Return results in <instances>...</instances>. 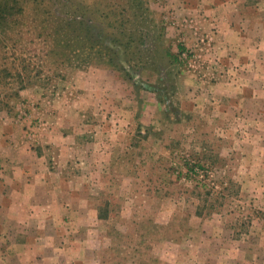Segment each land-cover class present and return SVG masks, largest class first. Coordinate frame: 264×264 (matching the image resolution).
<instances>
[{
    "label": "rangeland",
    "instance_id": "obj_1",
    "mask_svg": "<svg viewBox=\"0 0 264 264\" xmlns=\"http://www.w3.org/2000/svg\"><path fill=\"white\" fill-rule=\"evenodd\" d=\"M223 1L0 0V264H264V2Z\"/></svg>",
    "mask_w": 264,
    "mask_h": 264
},
{
    "label": "crops",
    "instance_id": "obj_2",
    "mask_svg": "<svg viewBox=\"0 0 264 264\" xmlns=\"http://www.w3.org/2000/svg\"><path fill=\"white\" fill-rule=\"evenodd\" d=\"M225 1V3H222L223 5H225L226 6V8H228V9H233V6H234V1L233 0H224ZM223 1V2H224ZM262 2H264V0H261ZM263 6H264V4L262 3V4H260V7L261 8H263ZM215 16V14H213V17ZM227 19H228V17H227ZM111 136V134H107V136ZM103 141V138L101 139V141L99 142V144L98 145H103L104 147H106L105 145L107 144V143H103L102 142ZM101 150H103L102 151V153L100 154L101 156L103 155V154H105L106 152H108L107 150H104V149H99V153L101 152ZM14 161V160H13ZM20 180L22 181V183H23V185L21 186V185H18V178L17 177H15V178H11L10 180H11V184H12V187L14 188V191L15 192H18V193H22L21 192V188H27L28 186H30L31 185V183L33 182V177L35 178L36 177V175L34 174V173H32V174H29V175H20ZM4 178H6L5 180H4V183L5 182H7V180H8V178H10V175H8V174H5V176H4ZM3 182H1V184H2ZM5 187H7V186H5ZM5 187H3L2 189H4V193L6 192L5 191ZM1 194H3V191H1ZM11 238V237H10ZM10 238H8V236H6V238L5 239H3L4 241H6L7 239H10ZM1 239V238H0ZM18 239H22V238H18ZM8 255V252H5L4 253V255Z\"/></svg>",
    "mask_w": 264,
    "mask_h": 264
},
{
    "label": "trees",
    "instance_id": "obj_3",
    "mask_svg": "<svg viewBox=\"0 0 264 264\" xmlns=\"http://www.w3.org/2000/svg\"><path fill=\"white\" fill-rule=\"evenodd\" d=\"M136 1H138V0H134V3H135ZM140 3L143 4L142 1H140ZM131 5H132V8H133V4H131ZM131 5H130V8H131ZM80 24L83 25V22H80ZM109 26L112 27V24H109ZM86 29H87V32H86V33H87V35H88L89 40L98 43V42H99V41H98L99 38H98V37H96V38L94 37V29L91 28V26L86 27ZM97 30H98L99 34H101V32H104V33H108V34H107L108 36H109V35L111 36L110 32L104 30L103 28H101V29L98 28ZM105 31H106V32H105ZM143 35H144V33H141L140 41H141L142 43H144V36H143ZM145 36H146V38H147V37L150 38V34H145ZM113 39H114V40H117L118 38H113ZM110 50L114 51V49H110ZM150 90H153L154 92H156L159 101H162V100L165 101V100L167 99L166 96L163 95V90H162V89H157V88H153V87H151Z\"/></svg>",
    "mask_w": 264,
    "mask_h": 264
}]
</instances>
